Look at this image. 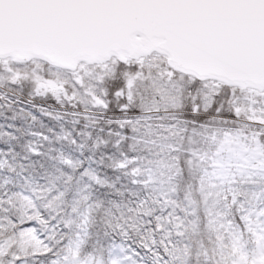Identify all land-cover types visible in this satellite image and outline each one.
Masks as SVG:
<instances>
[{
    "label": "snow or ice",
    "instance_id": "1",
    "mask_svg": "<svg viewBox=\"0 0 264 264\" xmlns=\"http://www.w3.org/2000/svg\"><path fill=\"white\" fill-rule=\"evenodd\" d=\"M0 264H264V0H0Z\"/></svg>",
    "mask_w": 264,
    "mask_h": 264
}]
</instances>
